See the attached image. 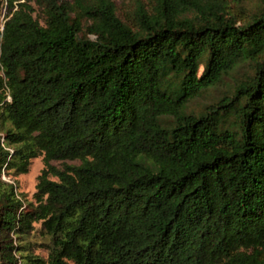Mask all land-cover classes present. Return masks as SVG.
Segmentation results:
<instances>
[{"label": "trees", "instance_id": "1", "mask_svg": "<svg viewBox=\"0 0 264 264\" xmlns=\"http://www.w3.org/2000/svg\"><path fill=\"white\" fill-rule=\"evenodd\" d=\"M3 20L0 264H264V1L5 0ZM37 157L26 203L3 180ZM33 223L46 260L9 241Z\"/></svg>", "mask_w": 264, "mask_h": 264}, {"label": "rangeland", "instance_id": "2", "mask_svg": "<svg viewBox=\"0 0 264 264\" xmlns=\"http://www.w3.org/2000/svg\"><path fill=\"white\" fill-rule=\"evenodd\" d=\"M67 2H71V0H65ZM136 1L147 2V0H114L117 16L120 18H125L126 13L128 11L131 13L133 11V7ZM228 4L233 5L235 10H244L245 12H255L258 10V7L262 5L264 0H225ZM35 12L39 13L38 7L34 6ZM38 11V12H37ZM41 11V10H40ZM5 12V0H0V15ZM36 13L34 16H36ZM38 15V14H37ZM226 87V81L223 84L219 85L217 91L211 93V95H215L217 92H223ZM209 96L205 95L202 97L201 100L197 101V103H204L209 100ZM1 126V125H0ZM8 125H4L0 127V135H5V130ZM68 164H75L74 162H67ZM56 168L61 167L60 162H53ZM43 169L42 157H37L31 160L27 173L14 175L12 171H9L8 174H5L4 180L12 184L15 188V193L18 197L25 201L26 203H33V195L36 191L35 186L37 183V177L40 175ZM9 241H11L13 247L15 246H22L24 249L27 250V253L32 254L42 260H46L47 257V250L46 247L48 245V238L44 237L43 234L40 232V224L33 223L32 230L25 236L21 238H16L17 236L13 235L12 233L8 235ZM26 252V251H25ZM12 255H15L17 252L12 251Z\"/></svg>", "mask_w": 264, "mask_h": 264}, {"label": "built area", "instance_id": "3", "mask_svg": "<svg viewBox=\"0 0 264 264\" xmlns=\"http://www.w3.org/2000/svg\"><path fill=\"white\" fill-rule=\"evenodd\" d=\"M3 16H4V13L0 15V31H2V25H3Z\"/></svg>", "mask_w": 264, "mask_h": 264}]
</instances>
